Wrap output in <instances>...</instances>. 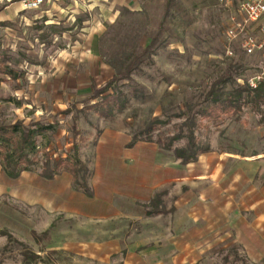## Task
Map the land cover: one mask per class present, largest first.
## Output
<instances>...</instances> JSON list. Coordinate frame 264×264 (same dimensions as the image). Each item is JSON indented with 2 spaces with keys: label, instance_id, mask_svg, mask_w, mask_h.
<instances>
[{
  "label": "rangeland",
  "instance_id": "1",
  "mask_svg": "<svg viewBox=\"0 0 264 264\" xmlns=\"http://www.w3.org/2000/svg\"><path fill=\"white\" fill-rule=\"evenodd\" d=\"M22 1H0V54L8 58L0 59L16 73L13 78L0 72V125L53 124L55 132L46 134L50 153L76 155L88 165L92 196L74 191L68 173L48 182L38 172L10 180L0 170V264H104L102 247L96 243L102 220H97L104 217L103 224L107 223L111 216L105 213L114 204L135 214L133 219L121 218L138 221L133 224L137 227L139 221H148L143 219L148 200L158 193L164 209L173 208L179 186L175 182L160 186L158 179L162 170L170 179L177 165L185 176L199 172L206 176L201 184L186 180V198L222 190L259 193L256 264H264V102H249L216 124L197 120L193 134L208 147L198 156L199 163L181 165L157 144L158 135L163 141L177 134L182 120L173 114L229 63L241 65L238 86L259 74V54L247 56L241 45L246 37H260L264 21L244 24V31L227 44L231 19L243 24L238 0H178L172 8L175 18L166 19L163 37L171 36L169 44L133 71L130 81L109 85L118 55L148 44L147 32L157 29L165 0H136L138 9L122 7L113 22L100 24L95 11L84 10L73 0H55L29 10L22 8ZM227 47L231 56L226 55ZM98 102L110 108L108 116L91 108ZM163 109L168 111L165 117ZM154 118L165 124L153 130L151 138H140ZM183 145V140L174 144ZM126 157L134 166L105 164ZM126 196L131 202L124 200ZM229 251L227 261L218 255L203 264H250L236 245ZM109 264H118L117 259L111 258Z\"/></svg>",
  "mask_w": 264,
  "mask_h": 264
},
{
  "label": "crops",
  "instance_id": "2",
  "mask_svg": "<svg viewBox=\"0 0 264 264\" xmlns=\"http://www.w3.org/2000/svg\"><path fill=\"white\" fill-rule=\"evenodd\" d=\"M72 3L83 5L84 10L95 11L100 18L97 24L113 22L122 7L136 10L139 6L136 0H73ZM105 162L121 168L134 166V162L127 157ZM196 162L199 163L198 160ZM177 166L171 172L170 179L167 170H162L164 175L158 179L160 186L170 182L179 186L174 207L165 208L166 214H144L146 217L143 219L148 221L140 218L136 227L133 224L138 221H124L121 218L133 219L136 218L135 214L126 209L120 211L112 204L110 212L105 213L111 216L107 223L103 224L104 217L97 220H102L96 240L102 247V263L109 264L111 258H116L118 264H203L218 255L227 261L226 258L231 256L229 249L235 245L238 253L246 256L250 264L259 262V193H224L222 190L213 194L191 193V198H186V180L192 179L201 184L206 176L203 172L185 176L183 167ZM26 173L23 172L20 177ZM59 176L46 181L56 182ZM128 180L123 183L125 190L129 188ZM143 184L139 185L140 188ZM124 200L131 202L128 196ZM109 248L112 249L110 252Z\"/></svg>",
  "mask_w": 264,
  "mask_h": 264
},
{
  "label": "trees",
  "instance_id": "3",
  "mask_svg": "<svg viewBox=\"0 0 264 264\" xmlns=\"http://www.w3.org/2000/svg\"><path fill=\"white\" fill-rule=\"evenodd\" d=\"M178 0H165L164 13L153 33L147 32L149 42L146 46L137 45L131 51L121 52L117 57V66L109 85H114L120 81H130L133 71L139 69L145 60H149L156 50L169 44L170 37L164 33L166 29V19H174L172 8L176 6ZM176 8L175 10H177ZM127 10L126 8L124 9ZM2 60L8 59L0 54ZM241 65L238 62L229 63L221 75L209 85L205 86L199 95L190 101L184 102L183 109L174 113L173 117L181 119L182 124L178 128L177 134L163 141L158 135L157 144L162 150L171 152L181 165H186L197 160L198 156L208 152V147L201 146L194 134L193 127L197 120L211 121L214 124L221 120L223 116L236 114L241 111L243 105L264 102V83H260L256 89H250L247 85H236V77L241 73ZM0 72L15 77V72L4 66V61L0 59ZM106 102V101H105ZM103 102L92 105L93 110L101 116H108L111 111L108 107L103 108ZM121 108V103H117ZM168 115V111L161 112V116ZM73 137L77 136V121H72ZM165 121L159 118L152 119L145 127V130L138 136L141 138H151V132ZM186 130V133H184ZM55 127L48 123H29L28 126L17 122L11 125H0V170L10 180H16L23 172H38L44 180H52L61 173H68L72 177V189L91 197L92 193L88 184L91 171L88 165L81 161L76 155H65L55 157L50 153L46 134H53ZM45 139V143H41ZM183 140L184 145L175 147L174 144ZM75 148V147H74ZM161 194L158 193L148 203L146 215L166 214L162 205ZM46 234V233H45ZM34 258L36 256L34 255Z\"/></svg>",
  "mask_w": 264,
  "mask_h": 264
},
{
  "label": "built area",
  "instance_id": "4",
  "mask_svg": "<svg viewBox=\"0 0 264 264\" xmlns=\"http://www.w3.org/2000/svg\"><path fill=\"white\" fill-rule=\"evenodd\" d=\"M52 1L55 0H23L22 6L25 10L39 9L42 5ZM238 11L243 17V24L236 23L234 19H231L232 27L226 31L227 44L244 31V24L262 23L264 21V0H238ZM259 34V38L246 37L241 45L245 55L252 56L258 53L261 58L259 74L247 81V86L250 89H256L260 83H264V24H261ZM226 55H232L228 47L226 48Z\"/></svg>",
  "mask_w": 264,
  "mask_h": 264
},
{
  "label": "bare ground",
  "instance_id": "5",
  "mask_svg": "<svg viewBox=\"0 0 264 264\" xmlns=\"http://www.w3.org/2000/svg\"><path fill=\"white\" fill-rule=\"evenodd\" d=\"M1 1V0H0Z\"/></svg>",
  "mask_w": 264,
  "mask_h": 264
}]
</instances>
